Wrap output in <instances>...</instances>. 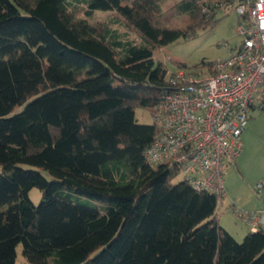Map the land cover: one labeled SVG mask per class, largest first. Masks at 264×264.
Here are the masks:
<instances>
[{
  "label": "trees",
  "instance_id": "1",
  "mask_svg": "<svg viewBox=\"0 0 264 264\" xmlns=\"http://www.w3.org/2000/svg\"><path fill=\"white\" fill-rule=\"evenodd\" d=\"M161 2L0 0V264H15L19 243L30 264H264V227L236 240L219 197L145 159L157 129L134 107L151 111L167 90L153 52L220 9L181 0L186 26L162 24ZM96 10L141 41L90 22Z\"/></svg>",
  "mask_w": 264,
  "mask_h": 264
},
{
  "label": "built area",
  "instance_id": "2",
  "mask_svg": "<svg viewBox=\"0 0 264 264\" xmlns=\"http://www.w3.org/2000/svg\"><path fill=\"white\" fill-rule=\"evenodd\" d=\"M216 4L237 15L239 41L225 44V57L166 70L167 90L151 109L157 133L144 156L151 166L166 164L179 179L221 200L224 170L242 151L240 137L250 114L264 112V0ZM233 210L253 230L264 227V211Z\"/></svg>",
  "mask_w": 264,
  "mask_h": 264
},
{
  "label": "rangeland",
  "instance_id": "3",
  "mask_svg": "<svg viewBox=\"0 0 264 264\" xmlns=\"http://www.w3.org/2000/svg\"><path fill=\"white\" fill-rule=\"evenodd\" d=\"M181 0H162L161 14L159 18L162 24L186 26L189 22L187 16L178 12L177 3ZM215 3L216 0H207ZM75 15L84 18L85 4L77 3ZM216 22L205 28H198L196 32L187 37L180 38L165 46L156 48L153 52V63L161 64L166 70L176 67H195L203 62L213 61L218 57H225L229 53V44L234 47L239 37L235 33L237 15L232 9L221 8L215 13ZM90 22L109 23L112 28L122 34L124 39L141 41V36L113 11L96 10ZM24 105L14 107L12 112H19ZM135 118L138 123L151 124V111L149 108L134 107ZM242 151L241 171L229 175L224 174L226 194L218 199L216 207V218L219 224L225 228L236 240L241 241L245 234L251 229V225L237 218L233 208L244 211H264V186L257 190V183L264 185V112L254 110L250 114L245 129L241 135ZM233 167V166H230ZM2 166H0V173ZM49 177L46 172H43ZM178 177L172 180L176 182ZM29 198L34 204L41 199V191L34 187L29 193ZM22 244L16 248L15 264H30L23 255ZM51 264V263H50Z\"/></svg>",
  "mask_w": 264,
  "mask_h": 264
},
{
  "label": "crops",
  "instance_id": "4",
  "mask_svg": "<svg viewBox=\"0 0 264 264\" xmlns=\"http://www.w3.org/2000/svg\"><path fill=\"white\" fill-rule=\"evenodd\" d=\"M244 131V130H243ZM243 133V132H242ZM242 135V134H241ZM241 157V154L239 155L237 161L234 163V164H230L228 165L225 170H224V174L225 172H228L229 175L233 174L234 172L238 173L241 171L242 167H241V163L242 161L240 160L239 161V158ZM230 166H233V167H230ZM225 186V184H224ZM226 190V188H225ZM249 231H254L252 228L249 230Z\"/></svg>",
  "mask_w": 264,
  "mask_h": 264
}]
</instances>
